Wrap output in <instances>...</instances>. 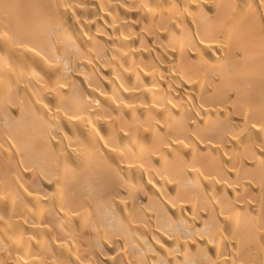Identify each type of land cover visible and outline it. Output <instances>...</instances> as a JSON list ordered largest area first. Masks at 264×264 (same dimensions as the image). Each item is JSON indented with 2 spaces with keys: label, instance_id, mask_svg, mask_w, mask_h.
<instances>
[{
  "label": "bare ground",
  "instance_id": "1",
  "mask_svg": "<svg viewBox=\"0 0 264 264\" xmlns=\"http://www.w3.org/2000/svg\"><path fill=\"white\" fill-rule=\"evenodd\" d=\"M0 264H264V0H0Z\"/></svg>",
  "mask_w": 264,
  "mask_h": 264
}]
</instances>
